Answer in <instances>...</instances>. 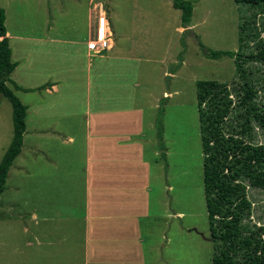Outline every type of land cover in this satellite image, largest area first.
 Segmentation results:
<instances>
[{
  "label": "rangeland",
  "instance_id": "374dc122",
  "mask_svg": "<svg viewBox=\"0 0 264 264\" xmlns=\"http://www.w3.org/2000/svg\"><path fill=\"white\" fill-rule=\"evenodd\" d=\"M172 1L0 0L5 28L17 36L9 39L17 63L10 80L34 90L7 83L27 111L21 152L0 195V264H211L196 83L231 84L235 68L228 57L205 58L199 44L235 52L239 25L261 30L264 14L233 0H187L193 10L183 29ZM104 23L111 47L94 54L88 44ZM258 40L262 30L244 51L256 52ZM255 66L262 79L264 66ZM258 102L264 107L263 90ZM11 116L0 97V160ZM254 133L263 143L264 133ZM107 159L133 183L141 173L140 187L124 192L116 181L98 182ZM248 198L251 224H263L264 190ZM86 206L106 217L91 223L88 256L89 222L71 223Z\"/></svg>",
  "mask_w": 264,
  "mask_h": 264
},
{
  "label": "trees",
  "instance_id": "16d2710c",
  "mask_svg": "<svg viewBox=\"0 0 264 264\" xmlns=\"http://www.w3.org/2000/svg\"><path fill=\"white\" fill-rule=\"evenodd\" d=\"M233 2L240 9L247 7L264 14V0ZM172 7L180 11L181 27L187 29L192 17V3L173 0ZM255 13L251 12V16L255 17ZM248 30L253 31L251 35ZM261 30L264 32V20ZM261 30L247 22L240 24L239 45L235 52L211 50L199 44L205 58L220 60L228 57L233 60L235 68V79L231 84L217 81L196 83L203 190L212 243L211 264H264V223L251 224L252 202L248 198L249 190H264V142H254L255 127L264 133V107L258 102L259 92L264 91V77H258L261 72L255 66H264V41L256 42V52L244 51L250 41L260 37ZM15 67L6 37L5 11L0 7V97L11 105L13 127L11 142L0 160V195L5 190L8 171L21 152L26 130L27 107L7 85L12 83L15 90H20L10 80ZM162 114L163 109L160 108L156 136L163 149Z\"/></svg>",
  "mask_w": 264,
  "mask_h": 264
},
{
  "label": "crops",
  "instance_id": "0c3cea01",
  "mask_svg": "<svg viewBox=\"0 0 264 264\" xmlns=\"http://www.w3.org/2000/svg\"><path fill=\"white\" fill-rule=\"evenodd\" d=\"M15 35V34H14ZM13 34H11L9 31L6 30V37L9 39L11 38H14V37H17V36H14ZM10 46V45H9ZM101 54V53H100ZM15 63V62H13ZM16 66H17V63H15ZM16 68V67H15ZM15 74L16 73V69H14V71L12 72V74ZM11 74V76H12ZM18 87H20V90L24 91L26 89H32L31 87H27V86H22L20 84H16ZM54 88V90L57 91V88L55 87V85L52 86ZM24 89V90H23ZM33 92V91H32ZM106 162L104 161H101L100 160V164H101V167H100V170L101 172H99L98 176L100 174H102L104 172V175L100 177V179H98V182L99 181H116L115 183L118 184L117 188H119L120 186H123L124 189H120V190H123L124 192H130L132 190V185L133 187H136V186H139V178L137 179V176L139 177L141 175V173H135V176L136 178L134 179V183L132 181V174L131 173H127L125 170H122L119 168L120 164H119V161L118 160H113V159H107L105 160ZM118 162V163H117ZM144 175V174H143ZM143 179L142 178V183L143 184ZM91 199L92 197L89 199V201H87V204L89 205V203H91ZM88 208L90 209L89 206H86L84 211L82 212V214H75L73 217L74 219H72L71 223L73 225V223L76 225V221L77 222H80V218H83L85 216L87 222H89V225H88V228L87 230L85 231V234H86V243H87V253L86 255L88 256L89 254V250H88V244H89V241H88V238H87V234L90 232L91 230V223L94 222V221H97L98 219L100 218H106V217H98V215L95 214V212L93 210H91L93 212L92 215H90L89 213V210ZM71 223L69 222V227L72 228L71 226ZM20 262L22 263V260H20ZM124 264H128V263H124ZM132 264V263H130Z\"/></svg>",
  "mask_w": 264,
  "mask_h": 264
},
{
  "label": "built area",
  "instance_id": "2783aa9c",
  "mask_svg": "<svg viewBox=\"0 0 264 264\" xmlns=\"http://www.w3.org/2000/svg\"><path fill=\"white\" fill-rule=\"evenodd\" d=\"M109 37H106V34L103 36H99L95 39L93 43L88 44V50L93 52L94 54H100L104 50L108 49V41Z\"/></svg>",
  "mask_w": 264,
  "mask_h": 264
},
{
  "label": "bare ground",
  "instance_id": "6f19581e",
  "mask_svg": "<svg viewBox=\"0 0 264 264\" xmlns=\"http://www.w3.org/2000/svg\"><path fill=\"white\" fill-rule=\"evenodd\" d=\"M103 15V13H102ZM105 33H109V30L107 28L106 23H104L103 27L100 29V36H103ZM111 46L109 45L108 48H110Z\"/></svg>",
  "mask_w": 264,
  "mask_h": 264
}]
</instances>
